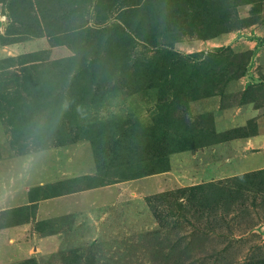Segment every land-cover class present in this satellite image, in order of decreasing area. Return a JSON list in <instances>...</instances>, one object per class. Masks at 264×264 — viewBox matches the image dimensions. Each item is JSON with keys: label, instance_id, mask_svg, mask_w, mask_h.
<instances>
[{"label": "rangeland", "instance_id": "obj_1", "mask_svg": "<svg viewBox=\"0 0 264 264\" xmlns=\"http://www.w3.org/2000/svg\"><path fill=\"white\" fill-rule=\"evenodd\" d=\"M76 144L147 195L3 203L0 264H264V0H0L3 193Z\"/></svg>", "mask_w": 264, "mask_h": 264}, {"label": "crops", "instance_id": "obj_2", "mask_svg": "<svg viewBox=\"0 0 264 264\" xmlns=\"http://www.w3.org/2000/svg\"><path fill=\"white\" fill-rule=\"evenodd\" d=\"M257 141V138L252 139L253 144ZM53 151L38 154H44L43 158L38 156L39 164L18 179L19 172L13 165L11 191L6 193H3V170L0 167V205L11 204L13 208L35 206L37 220H45L104 209L125 202L126 197L130 200L133 195H147L142 181L150 175L133 177L129 174V166L108 170L97 168L95 162L91 163V158L86 164V154L78 144L56 149L57 155L61 156L62 167H58L50 165L52 160L47 162L48 157L53 158ZM5 209L0 207V211ZM27 227L30 225L0 230L1 240L13 244L20 238H26L29 242V235L24 236Z\"/></svg>", "mask_w": 264, "mask_h": 264}, {"label": "trees", "instance_id": "obj_3", "mask_svg": "<svg viewBox=\"0 0 264 264\" xmlns=\"http://www.w3.org/2000/svg\"><path fill=\"white\" fill-rule=\"evenodd\" d=\"M109 154H110V153H109ZM112 155H113V156H112ZM110 156L112 157V164H111V165H113V161H114L115 153H112V152H111V155H110ZM122 157H123V156H122ZM124 166H129V165H127V164H126V165L122 164V165H119V166H112V167H114V168H112V169L120 168V167H124ZM143 169H144L143 166H140V167H136V166L132 167V166H129V170H130V171H133V172H132V175H133V176H135V174H136L137 172H139V171L141 172V176H142V175H147V173L144 174V173L146 172V170L143 171Z\"/></svg>", "mask_w": 264, "mask_h": 264}]
</instances>
